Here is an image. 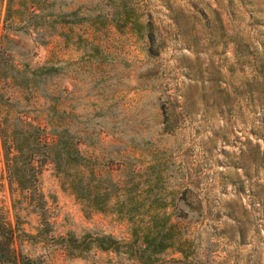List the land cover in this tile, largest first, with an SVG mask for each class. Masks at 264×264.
Returning <instances> with one entry per match:
<instances>
[{"label": "rangeland", "instance_id": "1", "mask_svg": "<svg viewBox=\"0 0 264 264\" xmlns=\"http://www.w3.org/2000/svg\"><path fill=\"white\" fill-rule=\"evenodd\" d=\"M83 1L94 6L99 0ZM128 4L138 22L152 21V43L130 26L85 23L74 27L67 46L57 35L37 44L33 61L64 64V72L47 84L67 88L71 110L86 114L79 125L93 136L100 128L106 147L125 145L124 154L140 155L126 139L135 136L158 150L157 162L166 165L164 192L172 198L168 208L178 222L174 239H183V233L188 242L186 254L171 246L154 264H264V0ZM4 7L0 0V33ZM77 33L87 39L83 46H76ZM29 117L44 124L39 111ZM76 121L71 126H78ZM106 121L107 129L101 125ZM0 171L5 174L1 145ZM38 183L50 236L17 242L23 252L40 256L44 264H141L124 247L66 254L58 235L111 233L125 241L129 225L108 212L86 214L48 160ZM0 205L14 222L5 178ZM21 214L22 228L35 232L38 214Z\"/></svg>", "mask_w": 264, "mask_h": 264}, {"label": "trees", "instance_id": "2", "mask_svg": "<svg viewBox=\"0 0 264 264\" xmlns=\"http://www.w3.org/2000/svg\"><path fill=\"white\" fill-rule=\"evenodd\" d=\"M0 33V145L4 171L0 188L7 180L15 221L0 205V262L44 264L40 256L23 252L17 242L43 241L50 236L51 222L46 197L39 188L41 164L48 160L62 178L86 214L108 212L125 220L131 237L120 240L111 233L77 236L58 235L66 254L83 255L93 248L120 250L141 264H154L159 253L171 246L186 254L188 239H174L177 221L164 192L166 165L158 163L157 151L135 136L128 139L130 150L140 155L124 154L126 146L106 147L102 130L95 136L79 120L86 115L74 112L65 86H51L53 74L64 72V64L33 61L34 47L57 35L67 46L75 26L85 23L98 28L114 24L130 26L149 43L155 39L151 20L138 22L128 0H99L91 6L83 0H5ZM76 46L87 39L76 34ZM151 49V44H149ZM91 55V54H90ZM38 104V105H37ZM41 112L44 124L29 117ZM72 119L78 126H71ZM164 129L169 128L167 117ZM109 128V122L101 124ZM99 132V135H98ZM117 138V136H116ZM91 149L82 148V144ZM149 159L142 160L140 156ZM35 212L39 224L35 232L22 228V211ZM53 237V236H52Z\"/></svg>", "mask_w": 264, "mask_h": 264}]
</instances>
